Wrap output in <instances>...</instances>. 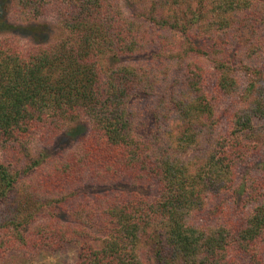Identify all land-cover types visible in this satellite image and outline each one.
<instances>
[{
	"label": "trees",
	"instance_id": "obj_1",
	"mask_svg": "<svg viewBox=\"0 0 264 264\" xmlns=\"http://www.w3.org/2000/svg\"><path fill=\"white\" fill-rule=\"evenodd\" d=\"M133 2L0 0V259L264 264V0Z\"/></svg>",
	"mask_w": 264,
	"mask_h": 264
},
{
	"label": "rangeland",
	"instance_id": "obj_2",
	"mask_svg": "<svg viewBox=\"0 0 264 264\" xmlns=\"http://www.w3.org/2000/svg\"><path fill=\"white\" fill-rule=\"evenodd\" d=\"M119 6L123 10L126 16H131L133 13L136 14L137 7L134 4L133 0H117ZM5 5V4H4ZM17 10L10 9L9 11L5 10L4 12L9 16L10 20H17L18 22H23L24 19L18 17L16 15ZM39 22L49 23L51 25H55L53 33L49 35L52 37H60L64 35L62 29H60L58 21L56 20L54 13H49L46 16H42L38 19ZM16 21V22H17ZM52 30V28H51ZM3 34L2 27L0 28V38ZM14 34V33H13ZM16 35V36H14ZM13 37L20 43L21 46H28L30 43L28 41L27 35L24 32L15 33ZM251 31H245L243 42L239 45L240 47L246 45L247 39H250ZM231 37V36H230ZM231 41L234 40L231 37ZM237 42V41H236ZM236 49V48H235ZM172 74V72H171ZM169 78V77H168ZM171 78V76H170ZM169 80V79H167ZM257 129H259L258 140L261 144V147L264 146V121L263 122H255ZM89 130V125L85 123L71 124L67 126L63 132H61L57 137L50 138L48 142L43 139H37L30 147V156H38L39 154H43L44 158L49 159L51 157L50 162L57 161L60 155L67 154L68 151L72 150L77 141L85 135V133ZM264 151V149H263ZM264 155V154H263ZM261 155L258 159H263L264 156ZM263 156V157H262ZM262 168H264L262 166ZM77 247L76 246H68L65 249L57 252H43L37 257H34L31 260L25 259L24 256L19 255L17 253H9L5 258L0 259V264H75L77 260Z\"/></svg>",
	"mask_w": 264,
	"mask_h": 264
}]
</instances>
